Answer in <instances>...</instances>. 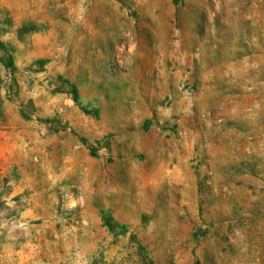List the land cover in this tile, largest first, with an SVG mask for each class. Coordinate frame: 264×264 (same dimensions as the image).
I'll use <instances>...</instances> for the list:
<instances>
[{"label": "rangeland", "instance_id": "obj_1", "mask_svg": "<svg viewBox=\"0 0 264 264\" xmlns=\"http://www.w3.org/2000/svg\"><path fill=\"white\" fill-rule=\"evenodd\" d=\"M0 264H264V0H0Z\"/></svg>", "mask_w": 264, "mask_h": 264}]
</instances>
